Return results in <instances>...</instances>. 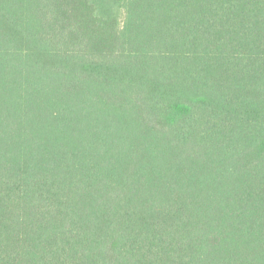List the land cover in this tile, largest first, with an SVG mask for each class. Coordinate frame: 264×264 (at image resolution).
I'll use <instances>...</instances> for the list:
<instances>
[{
	"label": "trees",
	"instance_id": "1",
	"mask_svg": "<svg viewBox=\"0 0 264 264\" xmlns=\"http://www.w3.org/2000/svg\"><path fill=\"white\" fill-rule=\"evenodd\" d=\"M0 264H264V0H0Z\"/></svg>",
	"mask_w": 264,
	"mask_h": 264
}]
</instances>
